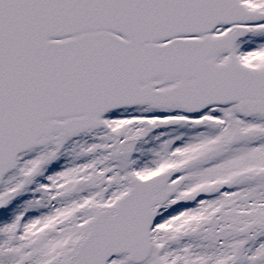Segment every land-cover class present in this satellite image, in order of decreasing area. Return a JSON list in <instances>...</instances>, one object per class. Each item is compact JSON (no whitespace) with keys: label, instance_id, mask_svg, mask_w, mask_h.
<instances>
[{"label":"snow or ice","instance_id":"obj_1","mask_svg":"<svg viewBox=\"0 0 264 264\" xmlns=\"http://www.w3.org/2000/svg\"><path fill=\"white\" fill-rule=\"evenodd\" d=\"M0 264H264V0H0Z\"/></svg>","mask_w":264,"mask_h":264}]
</instances>
